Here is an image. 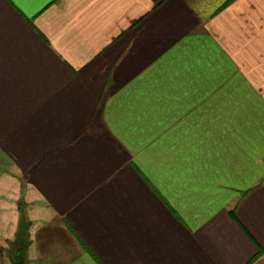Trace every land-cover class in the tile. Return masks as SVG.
Segmentation results:
<instances>
[{
	"label": "crops",
	"instance_id": "obj_1",
	"mask_svg": "<svg viewBox=\"0 0 264 264\" xmlns=\"http://www.w3.org/2000/svg\"><path fill=\"white\" fill-rule=\"evenodd\" d=\"M227 2L0 0V264H264V0Z\"/></svg>",
	"mask_w": 264,
	"mask_h": 264
},
{
	"label": "trees",
	"instance_id": "obj_2",
	"mask_svg": "<svg viewBox=\"0 0 264 264\" xmlns=\"http://www.w3.org/2000/svg\"><path fill=\"white\" fill-rule=\"evenodd\" d=\"M231 0H228V2L227 3H229ZM230 214L232 215V216H234L235 215V209H231L230 210ZM22 226L25 228V223L24 222H22ZM22 233H23V231H21ZM24 233H25V231H24Z\"/></svg>",
	"mask_w": 264,
	"mask_h": 264
},
{
	"label": "rangeland",
	"instance_id": "obj_3",
	"mask_svg": "<svg viewBox=\"0 0 264 264\" xmlns=\"http://www.w3.org/2000/svg\"><path fill=\"white\" fill-rule=\"evenodd\" d=\"M21 229H23V226H20ZM22 230H20V232H18V237L20 238V236L24 233L21 232ZM26 234L29 236L30 233L27 231ZM20 247V246H19ZM21 248V247H20Z\"/></svg>",
	"mask_w": 264,
	"mask_h": 264
}]
</instances>
